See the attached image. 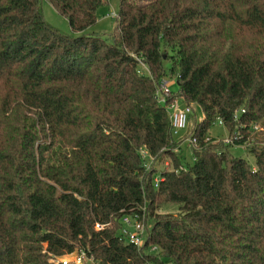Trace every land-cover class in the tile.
I'll use <instances>...</instances> for the list:
<instances>
[{
  "label": "trees",
  "instance_id": "trees-1",
  "mask_svg": "<svg viewBox=\"0 0 264 264\" xmlns=\"http://www.w3.org/2000/svg\"><path fill=\"white\" fill-rule=\"evenodd\" d=\"M105 3L0 0V264H264V140L252 166L229 152L264 118V0H117L111 32L88 33ZM165 76L202 113L187 167ZM141 150L169 161L156 185ZM122 216L150 223L141 246Z\"/></svg>",
  "mask_w": 264,
  "mask_h": 264
},
{
  "label": "rangeland",
  "instance_id": "rangeland-1",
  "mask_svg": "<svg viewBox=\"0 0 264 264\" xmlns=\"http://www.w3.org/2000/svg\"><path fill=\"white\" fill-rule=\"evenodd\" d=\"M116 10H117V0H106V3L97 9L96 22L92 27H90L87 30V32L96 33L98 35H104V36L109 34L115 25V20L109 16V13L113 12L114 14H116ZM41 11H42L43 19L47 24L56 28L62 33H69V28L65 18L58 15L48 3L44 1L42 2ZM164 78L167 80L170 90L171 89L173 90L175 87L174 84L172 83L174 81L173 78L169 76H165ZM177 103L181 105L183 102L180 99H178ZM187 105L190 106L191 112L188 115L185 127L182 130L178 131L177 133L172 134V139L179 146V152L183 158V167H187L192 164V158H191L187 136L190 133L194 123L198 122L202 118V113L198 105L195 104L193 105L191 103ZM208 134L215 141H220V142L227 135L224 127L221 126L218 123V121H215L212 124V126L209 128ZM263 140H264V118L261 122H258L252 126V131L250 132L245 144L239 146H230L229 152L233 156H239L245 158L252 166L253 158L249 154L248 149L253 146L256 148L261 147L263 145ZM144 162L148 169L154 170L155 173L153 178L158 177V173L160 170L170 168V164L167 159H163L162 161L159 162V161H155L152 158L148 159L146 157ZM173 208L172 206H169L168 208H166L167 209L166 211L174 212ZM129 220H130L129 225L124 226L121 223L122 225L121 227L125 228L130 232L139 231L141 228L144 229L145 231L149 229L150 223L148 222V220H146V218L135 221L132 219ZM144 238L145 236H143V239ZM53 264H58V262L54 261Z\"/></svg>",
  "mask_w": 264,
  "mask_h": 264
},
{
  "label": "built area",
  "instance_id": "built-area-1",
  "mask_svg": "<svg viewBox=\"0 0 264 264\" xmlns=\"http://www.w3.org/2000/svg\"><path fill=\"white\" fill-rule=\"evenodd\" d=\"M109 16L111 18H114L116 14L113 12L109 13ZM135 65H136V72L138 74H145L148 75V69L145 65V63L142 61V59L138 55H132ZM156 95L157 99L159 102L163 103L165 105L166 111L169 116V121H170V127H171V132L172 134L177 133L178 131L182 130L185 127L188 115L191 112V108L189 105L182 103L179 105L177 103V98L176 97H171V91L169 84L167 83V80L165 78H162L158 81L157 84V89H156ZM218 123L222 125L221 120H218ZM236 135V134H234ZM191 143H194V139H191ZM223 143H229L230 138L227 137V135L223 138L222 140ZM141 157L146 159V157L149 159L150 157L146 154L144 150L140 151ZM144 166L147 169V166ZM158 177L154 178V185L157 184ZM136 220L135 218H131L129 216H122L120 219V223L122 225L127 226L129 225L130 220ZM121 225V226H122ZM95 228H99V226L96 224ZM121 233L125 236V238L129 241L135 244L136 246H141L144 243L145 238L143 239V236L146 237L147 230L145 231L144 229H140L139 231H133L130 232L126 230L125 228L121 227ZM150 251H155V247H150ZM55 260L60 262V264H82L85 260L92 263L91 258L88 259L85 257V254L83 251H77L68 255H64L60 258H54Z\"/></svg>",
  "mask_w": 264,
  "mask_h": 264
},
{
  "label": "crops",
  "instance_id": "crops-1",
  "mask_svg": "<svg viewBox=\"0 0 264 264\" xmlns=\"http://www.w3.org/2000/svg\"><path fill=\"white\" fill-rule=\"evenodd\" d=\"M178 99H180L181 101H182V99L181 98H178ZM183 102V101H182ZM184 103V102H183Z\"/></svg>",
  "mask_w": 264,
  "mask_h": 264
}]
</instances>
